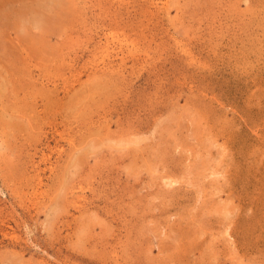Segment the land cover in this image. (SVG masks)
I'll list each match as a JSON object with an SVG mask.
<instances>
[{
    "label": "rangeland",
    "instance_id": "obj_1",
    "mask_svg": "<svg viewBox=\"0 0 264 264\" xmlns=\"http://www.w3.org/2000/svg\"><path fill=\"white\" fill-rule=\"evenodd\" d=\"M0 0V264H264V0Z\"/></svg>",
    "mask_w": 264,
    "mask_h": 264
},
{
    "label": "bare ground",
    "instance_id": "obj_2",
    "mask_svg": "<svg viewBox=\"0 0 264 264\" xmlns=\"http://www.w3.org/2000/svg\"><path fill=\"white\" fill-rule=\"evenodd\" d=\"M56 3L60 2L59 0H55Z\"/></svg>",
    "mask_w": 264,
    "mask_h": 264
}]
</instances>
